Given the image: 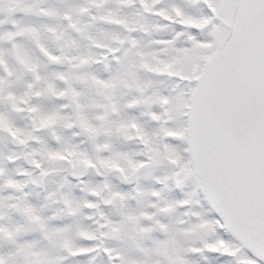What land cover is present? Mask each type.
I'll return each instance as SVG.
<instances>
[{
    "label": "snow or ice",
    "instance_id": "1",
    "mask_svg": "<svg viewBox=\"0 0 264 264\" xmlns=\"http://www.w3.org/2000/svg\"><path fill=\"white\" fill-rule=\"evenodd\" d=\"M0 264H264V0H0Z\"/></svg>",
    "mask_w": 264,
    "mask_h": 264
}]
</instances>
